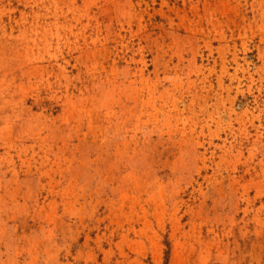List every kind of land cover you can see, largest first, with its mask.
Segmentation results:
<instances>
[{
  "label": "rangeland",
  "instance_id": "obj_1",
  "mask_svg": "<svg viewBox=\"0 0 264 264\" xmlns=\"http://www.w3.org/2000/svg\"><path fill=\"white\" fill-rule=\"evenodd\" d=\"M0 264H264V0H0Z\"/></svg>",
  "mask_w": 264,
  "mask_h": 264
}]
</instances>
